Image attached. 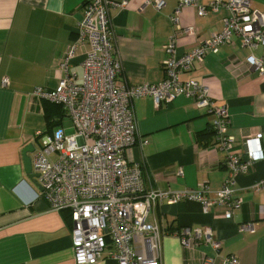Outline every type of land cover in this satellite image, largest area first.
<instances>
[{
	"label": "crops",
	"instance_id": "1",
	"mask_svg": "<svg viewBox=\"0 0 264 264\" xmlns=\"http://www.w3.org/2000/svg\"><path fill=\"white\" fill-rule=\"evenodd\" d=\"M88 1L0 0V264H75L70 213L50 209L24 171L22 151L31 145L33 150L27 153L31 159L41 147V136L55 131L67 116L62 107L37 97L34 90L55 88L66 72L74 74L77 83L83 80L87 45L79 42L77 26ZM124 1L108 13L121 62L116 80L128 86L161 81L168 42L174 45L175 57H180L221 32L228 15L224 6L203 16L196 14L195 7H183L177 29L171 16L178 0H164L159 9L144 0ZM250 1L264 14V0ZM185 27L193 30L186 33ZM69 47L74 51L65 70L61 63ZM248 55L264 60V46L249 47L232 34L215 53L207 52L178 76L202 82L213 103L226 107L227 123L221 133L233 139L242 158L245 140L264 154V72L246 63ZM133 111L135 141L128 160L141 167L146 187L179 191L203 185L212 195L223 187L228 169L225 151L215 142L213 114L183 95L158 104L149 95L139 96L134 98ZM230 188L242 199L231 218L223 217L224 206L203 213L197 201L155 206L147 221H156L162 233L161 264H206L205 258L224 264L229 256L239 264H264V157L237 174ZM247 222L253 224V232L239 230ZM184 227L210 229L217 246L202 239L182 246L170 232ZM95 264L115 262L104 257Z\"/></svg>",
	"mask_w": 264,
	"mask_h": 264
},
{
	"label": "built area",
	"instance_id": "2",
	"mask_svg": "<svg viewBox=\"0 0 264 264\" xmlns=\"http://www.w3.org/2000/svg\"><path fill=\"white\" fill-rule=\"evenodd\" d=\"M124 2L90 0L84 3L83 17L77 26L79 42L87 45L82 61L83 80L77 83L74 74L66 72L55 88L37 87L33 92L41 99L60 105L72 122L71 132L55 130L41 136L42 144L31 158V167L50 209H64L70 213L75 264H95L104 257L115 264H161L162 233L156 221H147L155 206L162 202L197 201L203 213L212 207L224 206L223 217L231 218L242 199L230 185L237 174L247 171L254 161L264 157L261 149H255L245 140L243 152L246 157L242 158L233 139L221 133L227 123L226 107L213 103L202 82L178 77L180 73L190 71L194 61H201L207 52L215 53L232 34L239 35L249 47L264 46V14L258 12L250 0H209L205 4L178 0L171 16L177 29H180V10L187 6L195 7L199 16L224 6L228 10L224 29L177 58L172 41L168 42L161 63L163 79L157 83L128 86L118 84L116 80L121 62L116 56L108 13L111 7L123 6ZM144 2L156 9L164 6V0ZM182 30L189 33L193 27ZM73 51V47H69L61 63L65 70ZM246 63L264 72L263 59L248 55ZM145 95L151 96L156 104L183 95L191 98L197 108H205L214 115L215 142L225 151L224 165L228 169L220 190L212 195L203 185L179 191L154 190L145 186L143 170L128 160V149L135 141L136 131L133 101ZM260 136L258 134L257 138ZM255 188L260 189L261 183ZM261 208L264 213V205ZM238 227L240 231H254L251 222ZM170 233L176 235L184 247L201 239L217 246L207 228L192 230L184 227ZM204 263L212 264V259L205 258ZM224 264L239 263L235 256H229Z\"/></svg>",
	"mask_w": 264,
	"mask_h": 264
},
{
	"label": "water",
	"instance_id": "3",
	"mask_svg": "<svg viewBox=\"0 0 264 264\" xmlns=\"http://www.w3.org/2000/svg\"><path fill=\"white\" fill-rule=\"evenodd\" d=\"M33 147L31 145L27 146L24 148L22 151V157H23V164H24V171L27 175V177L32 180V182L37 185L35 178L37 177V174L32 172V167H31V159L27 155L28 152H32Z\"/></svg>",
	"mask_w": 264,
	"mask_h": 264
},
{
	"label": "rangeland",
	"instance_id": "4",
	"mask_svg": "<svg viewBox=\"0 0 264 264\" xmlns=\"http://www.w3.org/2000/svg\"><path fill=\"white\" fill-rule=\"evenodd\" d=\"M72 122L69 117L63 116L61 119V123L56 127V130H64L65 132H71Z\"/></svg>",
	"mask_w": 264,
	"mask_h": 264
},
{
	"label": "trees",
	"instance_id": "5",
	"mask_svg": "<svg viewBox=\"0 0 264 264\" xmlns=\"http://www.w3.org/2000/svg\"><path fill=\"white\" fill-rule=\"evenodd\" d=\"M50 103V102H49ZM51 105H54V106H56V107H59L60 105H58V104H53V103H50ZM61 107V106H60ZM210 133H213L212 132V130L211 131H206V132H204V133H202V134H200V135H205V134H210ZM200 141V140H199ZM208 141H204V143L206 144Z\"/></svg>",
	"mask_w": 264,
	"mask_h": 264
}]
</instances>
